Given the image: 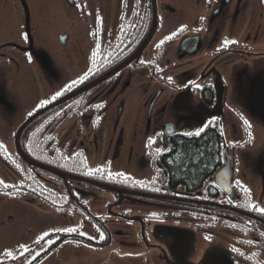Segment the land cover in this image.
I'll list each match as a JSON object with an SVG mask.
<instances>
[{"label":"flooded vegetation","instance_id":"flooded-vegetation-1","mask_svg":"<svg viewBox=\"0 0 264 264\" xmlns=\"http://www.w3.org/2000/svg\"><path fill=\"white\" fill-rule=\"evenodd\" d=\"M32 1L75 15L60 0H0L24 10L28 39L2 44L35 59L8 71L15 84L17 75L29 81L30 113L49 103L41 104L44 89L63 77L36 43ZM64 1L84 13L85 73L97 55L88 78L63 95L134 58L22 132L24 153L42 165L18 152L20 123L0 127V180L15 185L0 186V261L264 264V215L248 207L264 208V0H165L157 11L153 0ZM58 39L68 45L71 33ZM22 97L0 90V121L23 111ZM206 135L213 148L195 151ZM98 167L104 171L86 174ZM64 227L77 231H57ZM45 231L52 243L36 244ZM20 244L30 251L21 256ZM6 249L19 258L5 257Z\"/></svg>","mask_w":264,"mask_h":264},{"label":"rangeland","instance_id":"rangeland-1","mask_svg":"<svg viewBox=\"0 0 264 264\" xmlns=\"http://www.w3.org/2000/svg\"><path fill=\"white\" fill-rule=\"evenodd\" d=\"M60 1L63 2L65 6L75 11L74 21L69 20L68 13L65 10L63 11V17H60L61 11L50 8H37V1H32L33 19L31 27L36 43L39 44L40 47L48 49L51 52L63 76L60 82L47 86V88L44 89L42 98L48 102L53 101L52 97L57 91H62L64 93L66 86L72 83V81H78L77 83L81 82L79 81L80 77L83 76L86 71V64L85 66L84 64H79L84 60V13L81 14L77 8L75 9V7H72L64 0ZM158 1L162 3L165 0ZM170 1L174 2V0ZM178 2H180V0H178ZM63 31H69L71 33L70 42L65 46L62 45L58 39L59 33ZM24 32L25 21L22 5L18 3L16 12L2 5L0 7V90L7 89L9 98L22 97L28 90L27 84L29 81L25 80L23 77L21 78V75H17L18 82L15 84V82L10 80L8 71L11 69L13 70L15 67L16 69L19 67L23 70L24 66L27 65V58H31L33 62H35V59L25 52L21 53L16 50V52L10 50V45L4 46L2 42L6 40L22 42L25 40ZM12 48L16 49L15 47ZM75 63L77 64L75 69H70ZM82 85L83 84L77 86V88ZM74 89H76V87ZM20 100L25 105L23 111L18 116H15L12 121H0V127L2 129L14 131L17 125L35 106V103L29 101L30 99L28 96L24 95ZM75 101L73 100L68 103L66 107H69L70 104H74ZM54 113L55 114L49 117L50 120L53 118V115H56V112ZM139 114L143 116V114H145V108H140ZM68 124L69 121L68 118H66L63 125L56 127V129H63ZM0 139L3 140V137L0 136Z\"/></svg>","mask_w":264,"mask_h":264},{"label":"snow or ice","instance_id":"snow-or-ice-1","mask_svg":"<svg viewBox=\"0 0 264 264\" xmlns=\"http://www.w3.org/2000/svg\"><path fill=\"white\" fill-rule=\"evenodd\" d=\"M97 21H98V22L100 21V17H99V16L97 17ZM185 27H186V26H182V27L178 30V32H182V31H184V30H185ZM178 32H177V33H172L171 35L165 37V39H166V40H171V39H173L174 36H176V35L178 34ZM24 39H28L27 35H24ZM163 42H164V41H161V44H162ZM229 43H235V41L225 40V42H224V46L227 47V45H228ZM157 47H159V45H157ZM96 55H97V51H93V53H92L93 68L95 67V57H96ZM93 68H89V69H88V72H86L83 76L80 77V80H81V81H82V80H86V79L88 78V75L93 71ZM170 79H171V78H169V80H170ZM77 82H78V81H72V84L67 85V86H66V89H70V88H71L73 85H75ZM62 94H63L62 91H57V92L53 95L52 99L54 100V99H56L57 97L61 96ZM45 103H48V101H42V102H41V104H45ZM102 106H103V105H97L96 107H102ZM29 115H31V113H29ZM97 121H99V117H97ZM244 124H245L246 126L250 127L249 122H248L247 120L244 121ZM204 127H207V125L202 126L201 128H199V129L195 132V135H196V136H199V135L201 134V132L204 131ZM185 135H189V136H190V135H193V133L189 132V133H185ZM152 143H153L152 138H149L148 145L151 146ZM2 149H4V145H3L2 143H0V150H2ZM85 167H87L86 164H85ZM102 171H104V168H102V167H98V168H96V169H89L88 172H87L86 174H88V175H92V174L95 173V172H102ZM116 175H117V176H124L125 174H124V173H116ZM125 179H130V177H126V176H125ZM136 183H142V182H139V181H138V182H136ZM239 183H240V182L237 181V184H239ZM0 186H3L4 188H13V187H15V185H9V184H6L3 180H0ZM156 190L159 191V189H156ZM245 191H246V192H249V190H247V189H245ZM249 195H250V192H249ZM229 202H231V201H229ZM248 207L251 208V209H254V210L257 211L258 213L264 215V208L259 207V205H252L251 203H249ZM57 231H64V232H66V233H71V232H76L77 229H76V228H71V227H64V228H62V229H57ZM46 238H47V242H48V243H52V241H51V239H50V234H49V232H47V231L43 232V234L40 235V236H39L34 242H35L36 244H40L41 241H44ZM90 238H91V237H90ZM101 238H103V234H101ZM205 239H209V240H210L211 238L208 237V236H206ZM249 243H251V241H249ZM232 250H233L234 252H237V253L240 252V250H239L238 248H235V247H234ZM18 251H19V254L22 256L25 252H29L30 249H29L28 245H26V244H20V246H19V250H18ZM240 254L243 255V253H240ZM3 255H4L5 257L11 258L12 260H16V259L19 258V256H17L16 254H14V252H13L12 250H10V249H6V250H4ZM38 255H39V252H37L35 255H33V256H32V259L34 260V259L36 258V256H38ZM0 264H3V262L0 261ZM28 264H31V260L28 261Z\"/></svg>","mask_w":264,"mask_h":264},{"label":"water","instance_id":"water-1","mask_svg":"<svg viewBox=\"0 0 264 264\" xmlns=\"http://www.w3.org/2000/svg\"><path fill=\"white\" fill-rule=\"evenodd\" d=\"M155 7H156V11L158 9V0H153ZM62 41H65L67 39V36H63ZM66 38V39H65ZM132 58H134V55H132L130 58H128L124 63L120 64L119 66H116V68H113L112 70L102 74L101 76H99L98 78L87 82L85 84H83L82 86L69 91L68 93L60 96L59 98L55 99L54 101L44 105L43 107L39 108L38 110H36L35 112H33L31 115H29L25 120H23L20 125L18 126L16 133H15V144L17 147L18 152L23 155L24 157H26L28 160H30L31 162H33L34 164L37 165H42L41 163L37 162L36 160L32 159L30 156L26 155L22 149L21 143H20V139H21V135L22 132L40 115L44 114L45 112L67 102L68 100H71L72 98L78 96L79 94L87 91L88 89L92 88L93 86H95L96 84H99L100 82H102L103 80H105L106 78H108L110 75H112L114 72H116L119 68H121L125 63L129 62L130 60H132ZM227 154V152H225V155ZM59 170V169H57ZM61 171V170H60ZM222 187L225 189L227 186L222 184Z\"/></svg>","mask_w":264,"mask_h":264},{"label":"trees","instance_id":"trees-1","mask_svg":"<svg viewBox=\"0 0 264 264\" xmlns=\"http://www.w3.org/2000/svg\"><path fill=\"white\" fill-rule=\"evenodd\" d=\"M70 101H68V102H66V103H64L63 105H61V106H58V107H56V108H54V109H52V110H50L49 112H47L46 114H45V116L47 115V114H52V113H54V112H56L59 108H62V106H64L65 104H68ZM44 117V116H43ZM38 120L39 119H37V120H34L27 128H26V130H28V129H31V128H33V126H35L36 124H37V122H38ZM208 137V138H207ZM214 140H216L215 138H213L212 136H208V135H206V138L205 139H200V141H197V144L195 145V146H193L194 147V150L195 151H201V152H208V148H211L213 145H214ZM213 148V147H212ZM208 155V154H207ZM191 171H192V174H193V172H195V169H191ZM190 171V172H191Z\"/></svg>","mask_w":264,"mask_h":264}]
</instances>
